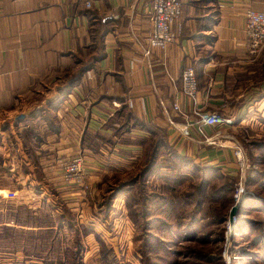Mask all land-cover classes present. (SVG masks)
Here are the masks:
<instances>
[{
  "label": "crops",
  "instance_id": "0c3cea01",
  "mask_svg": "<svg viewBox=\"0 0 264 264\" xmlns=\"http://www.w3.org/2000/svg\"><path fill=\"white\" fill-rule=\"evenodd\" d=\"M87 1L0 0V173L13 184L0 178V199L16 191L13 199L29 203L36 195L21 187L36 185L38 198L59 193L74 214L97 218L103 209L93 206L107 179L128 173L157 133L203 164L231 160L230 146L204 140L224 126L202 125L200 114L244 120L263 95L256 84L264 50L249 51L246 12L264 11V0H183L176 43L153 48L150 56L151 0H91V7ZM185 64L196 69L197 106L182 93ZM249 87L255 98L247 103ZM77 154L94 193L65 181L63 164ZM97 229L88 226L87 234L90 243L95 237L86 256L94 263L101 256Z\"/></svg>",
  "mask_w": 264,
  "mask_h": 264
},
{
  "label": "rangeland",
  "instance_id": "374dc122",
  "mask_svg": "<svg viewBox=\"0 0 264 264\" xmlns=\"http://www.w3.org/2000/svg\"><path fill=\"white\" fill-rule=\"evenodd\" d=\"M262 61L264 64V57ZM259 74L261 82L256 85L263 86L258 91L263 92L261 98L248 106L249 114L244 120L229 116L234 123L220 128L222 132L216 138L214 145L230 146V161L216 168L211 165V169L196 161L194 164L202 168L193 171V166L181 172L168 167L160 155L147 173L152 151H145L142 160L128 173L107 179L103 195L93 206L103 208L97 211V218L74 214L59 193L55 192L51 200L46 199L47 195L40 199L42 188L23 185L19 191L34 192L35 200L23 204L13 198L0 199V222L13 224L0 226V264H45L49 256L56 261L60 257L63 264H264V70L263 76L262 71ZM255 90H247L243 97L247 103L255 98L251 94ZM233 105L238 107L239 103ZM25 136L30 138L27 133ZM237 147L243 150V159L235 155ZM143 173L147 175L144 177ZM3 177L8 185H13L7 173L1 172L0 178ZM132 180L139 181L133 184ZM143 183L145 192L140 189ZM122 184L123 191L117 192ZM128 188L132 192L125 195ZM187 192L192 193L186 196ZM156 193H163L168 200L172 198L166 212L155 203ZM234 206L237 211L231 220ZM66 210L79 226V248L71 227L58 229L55 213ZM20 225L41 228L29 231ZM51 225L54 227L43 228ZM88 226L98 228L102 234L101 239L96 236L101 254L96 263L86 257L90 245L95 244L93 234V243L87 238L91 232ZM77 251L79 256H75Z\"/></svg>",
  "mask_w": 264,
  "mask_h": 264
},
{
  "label": "built area",
  "instance_id": "2783aa9c",
  "mask_svg": "<svg viewBox=\"0 0 264 264\" xmlns=\"http://www.w3.org/2000/svg\"><path fill=\"white\" fill-rule=\"evenodd\" d=\"M87 7H91V0L87 1ZM183 0H151L150 14L152 28L148 37V47L145 54L150 56L151 49H165L169 45L176 43L177 34L174 25L182 12ZM246 36L251 54H258L264 48V11L249 9L246 12ZM182 93L190 98L197 106L198 78L196 69L191 64H185L182 68ZM176 111L181 110L180 104L176 101L173 104ZM200 123L210 126H231L234 119L225 116L219 111L200 114ZM221 129L206 137L210 144H216V138L221 133ZM235 155L243 159V150L235 148ZM84 156L78 154L66 161L64 164V177L67 183L76 184L85 190H91V185L87 182L83 168ZM242 188V186H241ZM241 191V189H240ZM239 191V192H240ZM239 192L236 197H239ZM14 192H9L8 198H14Z\"/></svg>",
  "mask_w": 264,
  "mask_h": 264
},
{
  "label": "trees",
  "instance_id": "16d2710c",
  "mask_svg": "<svg viewBox=\"0 0 264 264\" xmlns=\"http://www.w3.org/2000/svg\"><path fill=\"white\" fill-rule=\"evenodd\" d=\"M94 32V30H93ZM95 39L93 40L95 43H100L99 41V34H96L93 36ZM93 48H98V46L96 44L93 45ZM90 65H87L86 67H83L81 72L85 71L86 68H89ZM29 136L37 141L38 139L41 138V136H35L33 134H29ZM148 150H146L147 152L149 151H152V153H149L150 156L148 157V160H147V165L148 168L146 170V172L148 173L149 172V168H151L153 166V163L156 161L157 162V158L161 155L163 156V158L165 160H163L164 162H166L167 166L168 167H171L174 169V167H176V169H179V171H183V168H191L194 166V168L192 169L193 171H196L195 168H199L200 166L198 165H195L194 162H196L192 157H188V156H184L182 154H180L172 145L169 144L168 140L166 139V136L163 134V133H157L156 136L152 139V141L150 142L149 144V148H147ZM163 152V153H161ZM162 158V159H163ZM205 167L204 168H209L211 169V165H214V164H203ZM216 168V165L213 166ZM163 168V167H162ZM202 168V167H200ZM145 171V170H144ZM198 171V170H197ZM147 173H143L145 174L144 177L147 175ZM184 173V172H183ZM139 180H132L133 184H136ZM231 185V183H230ZM232 186V185H231ZM125 187L124 184H122L121 186H119L118 191H123V188ZM175 188V187H174ZM174 188H171V190H173ZM196 189V187H194ZM140 189H141V192H145L146 188L144 186V183H143V186H140ZM229 191H232L233 188H229L228 189ZM126 193H124L125 195L126 194H129L130 192H132L131 188H128V190L125 191ZM188 193H192V192H187L186 193V196ZM198 193H201L198 191ZM123 194V195H124ZM202 194V193H201ZM185 196V194H184ZM156 200H155V203L158 204V208L161 209L162 211L166 212V209H167V203H171L173 202L172 198L170 200L167 199L166 196H164L163 193H156L155 195ZM201 204V203H200ZM103 209V208H101ZM58 219H59V222H58V229H64V227L66 226V224H68L69 227H71L74 232H75V236L76 238H78V242H77V247L79 248L81 246V241L79 240V228H78V225H77V222L75 220V217L73 214H71L69 212V210H66L64 213H60V214H55ZM66 223V224H65ZM74 227V228H73ZM80 241V242H79ZM75 256H79V252L77 251ZM78 262V261H77ZM62 261H61V258L59 257L56 260H53V259H50L48 258L47 261L45 262V264H61ZM44 264V262H43ZM63 264V263H62ZM77 264H80L79 262Z\"/></svg>",
  "mask_w": 264,
  "mask_h": 264
},
{
  "label": "water",
  "instance_id": "95a60500",
  "mask_svg": "<svg viewBox=\"0 0 264 264\" xmlns=\"http://www.w3.org/2000/svg\"><path fill=\"white\" fill-rule=\"evenodd\" d=\"M236 211H237V206H234L231 210V215H230L231 220H233V217L235 216Z\"/></svg>",
  "mask_w": 264,
  "mask_h": 264
}]
</instances>
